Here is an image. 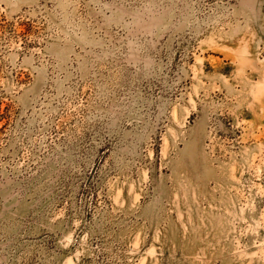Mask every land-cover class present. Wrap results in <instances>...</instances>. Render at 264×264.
I'll return each mask as SVG.
<instances>
[{
    "label": "rangeland",
    "instance_id": "1",
    "mask_svg": "<svg viewBox=\"0 0 264 264\" xmlns=\"http://www.w3.org/2000/svg\"><path fill=\"white\" fill-rule=\"evenodd\" d=\"M0 264H264V0H0Z\"/></svg>",
    "mask_w": 264,
    "mask_h": 264
}]
</instances>
